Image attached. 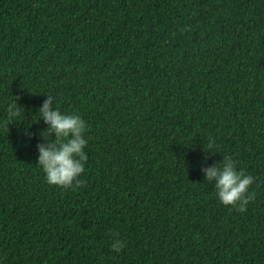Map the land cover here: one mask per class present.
I'll return each instance as SVG.
<instances>
[{
  "label": "trees",
  "instance_id": "16d2710c",
  "mask_svg": "<svg viewBox=\"0 0 264 264\" xmlns=\"http://www.w3.org/2000/svg\"><path fill=\"white\" fill-rule=\"evenodd\" d=\"M47 95L87 125L69 189ZM225 156L243 213L204 180ZM0 264H264V0H0Z\"/></svg>",
  "mask_w": 264,
  "mask_h": 264
},
{
  "label": "clouds",
  "instance_id": "9594fccd",
  "mask_svg": "<svg viewBox=\"0 0 264 264\" xmlns=\"http://www.w3.org/2000/svg\"><path fill=\"white\" fill-rule=\"evenodd\" d=\"M54 100L47 95L38 110V120L43 121L47 133L55 139L37 145V166L49 185L69 189L74 184H82L79 177L84 173L87 161L84 151L88 143L85 139L87 125L78 114L62 113L54 106ZM6 113L7 125L21 117L20 107L15 101L7 106ZM209 147L212 145L209 144ZM203 173L204 180L214 182L216 199L221 205L234 207L241 213L246 211V205L255 197L248 191L254 177L237 170V163L231 156H225L221 165L203 169ZM111 247L116 252L123 249L124 242L119 233H112Z\"/></svg>",
  "mask_w": 264,
  "mask_h": 264
}]
</instances>
